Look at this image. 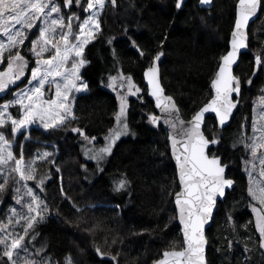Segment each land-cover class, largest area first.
<instances>
[{"label":"trees","instance_id":"1","mask_svg":"<svg viewBox=\"0 0 264 264\" xmlns=\"http://www.w3.org/2000/svg\"><path fill=\"white\" fill-rule=\"evenodd\" d=\"M237 2L215 0L211 9H203L198 0H189L177 10L175 0H117L115 7L106 0L100 17L102 31L83 53L87 64L81 76L88 87L71 99L74 118L49 131H30L34 138L58 145L55 164L47 163L45 172L34 181L37 184L47 176L43 194L52 212L26 235L36 255L47 256L54 264H64L68 255L78 264H154L166 250L183 247L174 205L179 190L177 171L166 129L149 122L155 107L148 98L144 72L151 57L163 51L162 82L183 117L190 119L213 95L211 82L220 57L229 49ZM85 5L86 0L79 7L73 0L72 7L65 9L83 19ZM249 35V51L235 69L242 87L240 106L226 129L220 130L213 117L205 127L210 139L214 135L220 140L211 154L229 163L228 177L235 179L234 189L218 204L207 231L208 264H264L243 170L249 150L238 140L250 141L254 103L264 97V70H255V56L264 57V0ZM129 37L145 51L144 57L131 46ZM30 70L31 66L28 77ZM121 75L130 76L141 90L127 95L128 124L134 136L120 140L104 169L93 178L84 170L85 163L90 164L81 151L84 137L72 130L80 128L95 137L94 141L104 140L116 121L118 94H127L120 88ZM113 83L115 91L109 87ZM13 91L9 89L6 99ZM16 116H20L18 109ZM11 127H0V132H11ZM23 134L16 137L14 151L19 155L24 147L31 156L40 145L32 140L24 145ZM119 179L127 181L121 191L115 187ZM96 248L104 253L103 259ZM3 252L0 244V264H11Z\"/></svg>","mask_w":264,"mask_h":264},{"label":"snow or ice","instance_id":"2","mask_svg":"<svg viewBox=\"0 0 264 264\" xmlns=\"http://www.w3.org/2000/svg\"><path fill=\"white\" fill-rule=\"evenodd\" d=\"M109 2L113 7L117 4V0H109ZM184 2L185 0H175V8L180 10ZM200 2L204 5L211 4V0H200ZM63 4L71 8L73 0H63ZM75 4L81 6V0H75ZM105 5L106 0H86V6L81 10L87 15L79 24V31L74 33L72 22L80 20V17L72 13L68 16V23L65 25L61 5L55 0H0V33L7 41L0 38V64H5V53L8 54L6 66L0 70V93H4L11 85H16L28 75L29 61L21 54L19 48L25 44L31 29L37 26L36 22L40 21L42 25L38 28V36L29 42V51L36 59L35 66L30 70L27 86L14 94V100L0 105V127L10 121L11 131L16 134L37 121L45 129H54L64 124L69 116L74 118L69 93L88 87L80 76V68L86 63L83 53L85 47L95 39L96 34L102 31L100 13ZM261 5L262 0H239L231 48L220 57L218 70L212 81L214 95L187 123L175 117L174 113L178 112V109L172 97L164 95V89L159 82V61L164 55L163 51H158L151 57V63L144 73L150 86V94L156 100V107L163 114L162 116L152 114L149 122L159 127L163 118L164 123L170 126L173 133L170 136L172 154L178 165V179L182 186L181 191L175 194V205L178 209L179 222L183 226L184 247L180 250L165 251L163 259L158 260L156 264H207L205 258L207 239L204 227L212 218L217 199L226 196V189H230L234 181L227 178L228 165L222 162V158L208 151L210 146L218 145L220 140L214 135L211 139L205 135L206 114L213 113L218 118L219 128H223L231 117L237 103L233 101L232 96L234 93L237 95L240 93V80L233 74L232 66L237 63L240 50L247 48L246 28ZM17 25L20 27L17 28ZM128 39L138 55L144 57L146 53L140 49L136 40L131 37ZM108 43L111 44L112 40L109 39ZM13 49H17L14 54ZM45 54L50 55L45 58ZM255 70H264V57L259 54L255 56ZM111 79L115 81L117 77ZM120 79V88L126 90L127 94H118L119 111L115 117L116 127L110 130L109 136L105 137L107 143L104 147L87 150L88 153H92L89 158L98 162L105 155H111L116 141L129 133L126 122L127 95H136L141 91L132 82L130 76L121 75ZM247 83L251 84V80ZM48 85L55 86L54 98H46ZM109 87L113 88V91L116 90L114 83L109 84ZM261 105L259 120L254 121L252 125L253 135L250 141L243 138L238 140L249 150L253 169L256 168L255 161L258 160L259 175L264 177V151H261L264 150V97L261 98ZM14 106H19L20 118L13 117L8 111ZM72 131L82 135L89 143L95 140V137H88L80 128H74ZM50 155L45 152L39 158L44 159ZM12 161L14 166L11 167L8 175L13 172L18 173L17 183L36 179L32 165L25 163L22 153L19 159L14 156L11 145L3 132H0V165L8 166ZM249 175L251 177V173ZM44 182L43 178L39 180L41 189ZM7 183L8 179L5 176L3 182H0V192L5 190ZM126 184L125 179L117 180L116 190H124ZM16 192H20L19 187L16 188ZM248 194L256 217L255 227L260 235V247L264 249V180L251 181ZM26 195L31 202L27 204L28 215L22 217L26 219L25 235L27 230L32 228L36 217L41 215V210L47 211L46 203L32 188H27ZM22 200L23 197H20L17 202ZM33 213L35 215H32ZM16 222L19 223L18 220ZM23 239V236H17L11 239L10 243L7 239H0V244L5 247L3 256L11 264H17L19 257L17 255V259H14V253L21 249ZM95 251L101 259L104 258L101 249L96 248Z\"/></svg>","mask_w":264,"mask_h":264},{"label":"rangeland","instance_id":"3","mask_svg":"<svg viewBox=\"0 0 264 264\" xmlns=\"http://www.w3.org/2000/svg\"><path fill=\"white\" fill-rule=\"evenodd\" d=\"M55 2H57L61 5L62 14L64 15V18H65V25H67L68 16L74 12L73 11H71L70 13L67 12V10L65 9V6L63 4V0H55ZM74 3H75V0H74ZM102 13H103V11L100 13V17L102 15ZM53 15L55 16L56 14H53ZM86 15L87 14L84 13V15H83L84 18L86 17ZM77 16L80 17V20H76L77 21L76 24L78 25L77 29L74 25L75 20H73V22H72V28H73L74 33H77L79 31V24L84 19V18L82 19L80 15H77ZM36 25L37 26L34 27L33 29H31V31L28 33V39L25 41V44L19 48V51L21 52V54L24 55L28 59L29 66H31V68L35 66V59L36 58L29 51V48H30L29 42L38 36V28L40 26H42L40 21H37ZM16 27L19 28L20 26L17 25ZM58 32H59V29H58ZM0 38H4L5 42H7L6 37H3L2 33H0ZM16 50L17 49H13V54L15 53ZM84 51H85V49H84ZM7 55L8 54L5 53V64H0V70H3L6 66ZM48 55H50V54H45V58ZM85 64H87V61ZM83 66L80 68V76L82 73ZM29 78H30V76L28 77L26 75L24 78H22L20 81H18L16 85L10 86V88H14V91H13V93L9 99H6V96L8 95L10 88L8 90H6L4 93H0V101H1L0 105H3V103H5V102H9V101L14 100L15 99L14 94L17 91H19L20 89L25 88L27 86V81ZM24 81H25V83L22 84V82H24ZM82 82L87 83L83 77H82ZM77 83H80V82H77ZM54 91H55L54 85L46 86V98H54ZM85 91H86V89H81L79 91L73 90L72 92L69 93V100L71 101L74 94H76V93L79 94V93H82ZM70 107H71V104H70ZM17 109H18V111H20L19 106L10 107L8 109V111L12 114L13 117L20 118V116L19 117L16 116V110ZM261 109H262L261 98H258L254 103V108H253V112H252V119L249 121V123L251 122L250 125L251 124L253 125L254 121L258 122ZM70 118H72V116H69V118L65 122H67ZM126 122L128 124V107L126 110ZM8 125H11L10 121L5 126H8ZM114 127H116V121H115L113 128ZM128 127H129V124H128ZM35 128H37V129L40 128L44 131L50 130V129H45L43 127V125L37 121V122L33 123L32 125H30L29 128L22 129L19 133H16V134H13L12 131L11 132H4L3 131V134L5 135L6 140L11 145V151L13 152L14 156L17 159H19L21 156V153H22L25 163L31 164L32 167L35 169L36 179L31 180V181H26V182L20 181L19 183H17V181L19 180L18 173L13 172V173H11V175H8V172L10 171L11 167L14 166V161L10 162V164L8 166L0 165V182H3L5 176H7V179H8V183H7L5 190L0 192V239H7L8 242L10 243L11 239L16 238L17 236H23L24 237V239L21 241V245H22L21 249H18L14 253V259H17V255L19 257L17 259V264H22V262H23V264H54L51 262L50 258H48L47 256L42 258L41 254L36 255L34 250H32L29 247V245L26 242V235L28 234V232L31 229H28L27 234L25 235L24 228L26 227V219L22 218V217H26L28 215L27 204L29 202H31L30 198L26 195L27 188H32L33 191L47 205V211H44L43 209L41 210V215L36 217V220L33 223V226H35L39 222L43 221L44 219L48 218L50 216V213H52L50 210V207H49L50 204L48 203V201L46 200V198L44 197V194H43V189H44L45 183L47 181V176L43 177L45 182H44L42 189L39 187V180L40 179L38 180L37 184L34 181H36L38 179V177L42 173L45 172L47 163L51 162L52 164H55L56 155L58 153V145H56V143H53L52 141H45L42 139L34 138L31 135L30 131L32 129H35ZM129 130H130V127H129ZM24 131H25V134H23V135H25V141L23 142L24 145H25V142L28 140H32L34 142H37L40 145L39 148H37L36 150L33 151L31 156H28L25 153L24 147H21V152L19 155L14 151V147L18 146V143L16 141V137L19 135H22V132H24ZM109 134H110V131L104 136V140L102 142L92 141L91 143H89L88 141L83 140V142L81 144V151H82L83 158L87 162H89L90 164H93V167L90 169L89 168L90 164L85 163L84 170H85V172H88L89 175L93 178H96L99 175V173L101 172V169L102 170L104 169V167L108 163L111 155L113 154V151H114L116 145L120 142V140L134 136V133L130 130L128 134L121 136V138L116 141V143L112 149L111 155H105L104 158L99 162L96 160L90 159L89 156L92 153L87 152L88 148H93V149L98 150V149L104 147L107 143V140L105 139V137L109 136ZM252 135H253V133L251 132V137H252ZM12 136H13V138L10 139ZM261 151H264V150H261ZM45 152H48L51 155L48 156L47 158L40 159L39 157H42L43 153H45ZM213 154L216 155V153H213ZM255 163L257 166L255 169H253L251 166L252 165V158L250 156V152L243 159V170H244V172L247 176V179H248V188L250 186L251 181L259 182L261 180H264V177H261L259 175L260 169H259L258 160L255 161ZM250 173H251V177L249 175ZM25 185H26V187H25ZM18 187L20 188L19 193L16 192V188H18ZM20 197H23V200L18 203L17 201L19 200ZM251 204H252V201L250 200V207H251ZM13 209H15V212H13ZM251 209H252V207H251ZM32 215H35V214L33 213ZM17 220L19 221V223L16 222ZM2 246L5 250L4 245H2ZM64 264H78V263L76 262V259L74 258V256L68 255L64 260Z\"/></svg>","mask_w":264,"mask_h":264},{"label":"water","instance_id":"4","mask_svg":"<svg viewBox=\"0 0 264 264\" xmlns=\"http://www.w3.org/2000/svg\"><path fill=\"white\" fill-rule=\"evenodd\" d=\"M187 1H189V0H185L184 4H185ZM198 1H199V6H200L201 8H203V9H205V8H207V9H211V8L213 7V4H214V1H215V0H211V4H208V5L201 4L200 0H198ZM238 2H239V0H238ZM238 2H237V5H236V16H237ZM183 6H184V5H183ZM261 10H262V5H261V8H260V9L258 10V12L256 13V15L253 16V17L250 19V21H249V23H248V25H247V28H246V43H247V48H245V49H241V50H240V55H239V58H238V60H237V63L234 64V65L232 66V72H233L234 75H235V69H236L237 65L239 64L242 55L249 51V44H250V35H249V33H250V29H251L252 24H253L255 21H257V20L259 19L260 15H261ZM235 19H236V18H235ZM234 25H235V22H234ZM233 31H234V26H233L232 32H231V34H230V37H229V49H228V50H230V48H231V39H232V33H233ZM163 56H164V55H163ZM163 56L161 57V60L159 61V82H160L161 86H162L163 89H164V95H165V96H170V97H172V99H173V101H174V103H175V107H176V109H178V112L174 113L175 117H176L178 120H183V121H185V123H187L188 121L191 120L192 117H191L190 119H185V118L183 117V115H182V113H181V110H180V107H179V105L177 104L175 98H174L172 95H170V94L167 93V89L165 88V86H164V84H163V82H162L161 66H160V65H161V61H162V59H163ZM145 71H146V70H145ZM144 73H145V72H144ZM215 75H216V74H215ZM235 76H236V75H235ZM214 78H215V76L213 77V79H214ZM213 79H212V81H213ZM144 80H145V84H146L147 91H148V98L154 103V107H155V113H154V114L157 115V116H162L163 114L161 113L160 109H158V108L156 107V100H155V98L152 97L151 94H150V86H149L148 83H147V78H146L145 75H144ZM211 88H212V82H211ZM212 91H213V95H214V89H213V88H212ZM241 92H242V87L240 86V93H239L238 95L235 94V93L233 94L232 99H233L234 102H237V103H236V107L233 109L232 114H231V117H230L229 120L226 122V124L223 126V128H219V126H218V118H216L215 115H214L213 113H208V114H206V119H205L204 129H205V127H206L207 120H208V118H210V117L215 118L216 123H217V126H218V128H219L220 130H224V129H226V128L229 126V124L231 123L233 116L235 115L236 111L238 110V108H239V106H240V96H241ZM213 95H212V96H213ZM211 98H212V97H211ZM205 104H206V103H205ZM205 104H204V105H205ZM204 105H203V106H204ZM160 125H162V126L166 129V131H167V133H168L169 144H170V154H171V157H172V161H173V163H174V165H175V167H176L177 178H178V165H177V163H176V161H175V158H174V156H173V154H172V147H171V140H170V136L173 135L172 130H171V128H170L169 125H167V124L164 123V119H163V118L161 119ZM205 135H206V133H205ZM206 136H207V135H206ZM177 138H179V137H177ZM209 139H210V138H209ZM215 146H216V145H214V146H210V148H209V150H208L210 154H211V152H210L211 149H212L213 147H215ZM219 156H220V155H219ZM220 157L222 158V156H220ZM222 162L224 163L223 158H222ZM225 164L228 165V168H227V170H226V176H227V178L232 179V180L234 181L233 186H232L230 189H226V196H227V193L230 192V191H232V190L234 189V187H235V179H234V178H231V177H228V169H229V166H230V165H229V163H225ZM178 182H179V179H178ZM181 187H182V186L179 184V190H178L177 192L181 191ZM177 192H176V193H177ZM226 196H225L224 198H222V199H220V198L217 199V204H216V206H215V208H214V210H213L212 218H211V220H210V221L205 225V227H204V234H205V237H206V239H207V245H206V250H205V258H206V262H207V264H208V247H209V241H208V237H207V231H208V229L210 228V226L212 225L214 215H215V213H216V211H217V208H218V204H219L220 202H223V201L226 199ZM174 205H175V196H174ZM175 209H176L177 222H178V224H179V226H180V228H181V232H182V236H183V226H182L181 223L179 222V219H178V209H177V206H176V205H175ZM183 247H184V245H183ZM183 247H182V248H183ZM182 248H180V249H182ZM180 249H176V250H180ZM170 250H173V249H169V250H166V251H170ZM160 259H163V255H162L158 260H160ZM158 260H157V261H158ZM157 261H156V262H157ZM156 262H155L154 264H156Z\"/></svg>","mask_w":264,"mask_h":264},{"label":"flooded vegetation","instance_id":"5","mask_svg":"<svg viewBox=\"0 0 264 264\" xmlns=\"http://www.w3.org/2000/svg\"><path fill=\"white\" fill-rule=\"evenodd\" d=\"M10 88V87H9Z\"/></svg>","mask_w":264,"mask_h":264}]
</instances>
